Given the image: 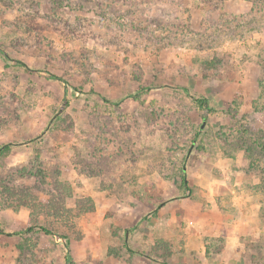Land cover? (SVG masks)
Returning a JSON list of instances; mask_svg holds the SVG:
<instances>
[{"label": "rangeland", "instance_id": "1", "mask_svg": "<svg viewBox=\"0 0 264 264\" xmlns=\"http://www.w3.org/2000/svg\"><path fill=\"white\" fill-rule=\"evenodd\" d=\"M0 47L84 91L0 54V264H264V0H0Z\"/></svg>", "mask_w": 264, "mask_h": 264}, {"label": "trees", "instance_id": "2", "mask_svg": "<svg viewBox=\"0 0 264 264\" xmlns=\"http://www.w3.org/2000/svg\"><path fill=\"white\" fill-rule=\"evenodd\" d=\"M0 54L3 56V58L6 60V61H9L11 63H13L14 65L16 66H19V67H22L24 68L27 72L29 73H32V74H45V76L48 78V79H52V80H57V81H61L63 82V84H65V87L66 89H68L69 87H72L75 91L77 92H80V93H84L83 90H81L82 88L81 87H73L70 85L69 81H67L65 78H63L62 76L60 75H57L55 73H52V72H49V71H46V70H41V69H36V68H33L29 65H27L24 61L20 60V59H16V58H12L10 57L6 51L4 49H2L0 47ZM142 90H144V88H140L138 90H136L134 93H131L127 96H137ZM183 90L184 92L190 96L193 100V102L202 110H207V111H211L212 107L210 105V102H209V99L206 98V97H199V96H194L191 94L190 90L188 87H183ZM91 92H94V91H91ZM97 96H99L104 102L106 103H110V104H113V105H119L122 103V101L124 100V98H119V99H116V100H110L108 98H106L105 96L101 95L100 93H95ZM56 119H59V117H57ZM10 149V145L9 144H4L0 147V158L6 153L8 152V150ZM183 182L185 184V186L187 187L188 186V183H187V179L186 177L184 176L183 177ZM68 185V183H65ZM35 230H41L43 231L44 233H47V234H53L51 229L47 228L46 226H42V225H38L36 223V221L30 223V225H28V227L24 230V231H21V232H33ZM3 229L1 228V225H0V233H3ZM65 240H66V246H67V254H66V259L68 262H71V255L69 253V243H68V239H67V236L65 235H61Z\"/></svg>", "mask_w": 264, "mask_h": 264}, {"label": "water", "instance_id": "3", "mask_svg": "<svg viewBox=\"0 0 264 264\" xmlns=\"http://www.w3.org/2000/svg\"><path fill=\"white\" fill-rule=\"evenodd\" d=\"M204 126V123H203V125H202V127Z\"/></svg>", "mask_w": 264, "mask_h": 264}]
</instances>
